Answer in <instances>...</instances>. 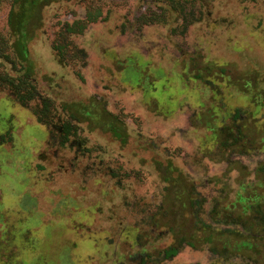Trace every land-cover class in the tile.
Returning <instances> with one entry per match:
<instances>
[{
	"label": "rangeland",
	"instance_id": "obj_1",
	"mask_svg": "<svg viewBox=\"0 0 264 264\" xmlns=\"http://www.w3.org/2000/svg\"><path fill=\"white\" fill-rule=\"evenodd\" d=\"M11 1L0 264L264 261V0H47L26 26L28 73Z\"/></svg>",
	"mask_w": 264,
	"mask_h": 264
},
{
	"label": "trees",
	"instance_id": "obj_2",
	"mask_svg": "<svg viewBox=\"0 0 264 264\" xmlns=\"http://www.w3.org/2000/svg\"><path fill=\"white\" fill-rule=\"evenodd\" d=\"M1 1V0H0ZM47 0H12L11 1V8L9 10L7 19H8V25L9 28L11 30V34L14 36V42L13 44H11V47L13 48V50L15 51V48L17 50L16 55L18 53V55L16 56L17 59H20L23 63L22 65V69L25 68L26 72H29V68L31 67L29 60H28V51H27V47H26V43H27V34H26V26L27 23L29 22V19L31 18V16L33 15L34 9L40 5V3H44ZM48 3L45 2L44 5H47ZM43 5V6H44ZM3 36L0 33V44L3 43V45H5L3 42ZM3 45L0 46L3 48ZM9 58V55L6 52L0 51V58ZM26 62V65L24 64ZM25 65V67H24ZM33 91H34V85H31ZM35 92V91H34ZM66 110V108H65ZM239 110H237V113H235L237 116L239 115ZM85 114L88 115V117L91 115L89 110H87V113L85 112ZM235 117V116H234ZM235 126V127H234ZM235 128L236 130V136H235V143L234 145L240 144L241 141L239 138H241L243 135V137H245L246 134H244L241 129H243L241 127V125H232L231 128ZM106 128L109 130H112L115 132V134H118L120 132V128H118L116 126V124L112 121H110L109 123L106 124ZM230 131L231 129L228 128ZM71 129L69 127H66V129L64 130L65 133V137L70 134ZM226 210H228V208H226ZM218 210H213V213H216ZM241 215V214H240ZM263 220L261 221L262 224H264V214H263ZM257 225V224H256ZM224 235H227L228 237H231L233 235L232 231L228 228L225 229L221 232ZM220 233L214 234V233H209L207 234L205 241H209L210 243H212L214 241V237L218 236ZM180 245L181 242L178 244H174V245H170L168 247H166L163 251V257L165 258H170L174 255H176L180 249Z\"/></svg>",
	"mask_w": 264,
	"mask_h": 264
},
{
	"label": "flooded vegetation",
	"instance_id": "obj_3",
	"mask_svg": "<svg viewBox=\"0 0 264 264\" xmlns=\"http://www.w3.org/2000/svg\"><path fill=\"white\" fill-rule=\"evenodd\" d=\"M239 115L241 116V114L239 113ZM238 115V116H239ZM235 116V117H234ZM236 114L234 115H232V118H234L233 120H235L236 119V117H238ZM236 125V124H235ZM240 125H241V122H240ZM237 126H238V124H237ZM233 238V237H232ZM235 240H236V238H235ZM259 245H261L263 248H264V237H262L261 238V240L259 241V242H257L254 246H256V250L258 251V249L257 248H259ZM228 247V246H227ZM253 247V245H252V243L250 244V246H249V249L250 248H252ZM252 255V254H251ZM250 256V255H249ZM246 263H248V264H264V261H261V260H258V259H254V260H251L250 259V262H246ZM245 263V264H246Z\"/></svg>",
	"mask_w": 264,
	"mask_h": 264
}]
</instances>
